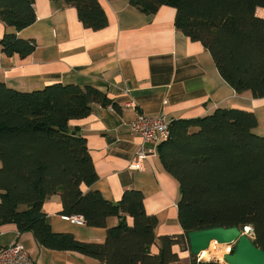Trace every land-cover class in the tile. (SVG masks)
<instances>
[{
    "label": "trees",
    "instance_id": "trees-1",
    "mask_svg": "<svg viewBox=\"0 0 264 264\" xmlns=\"http://www.w3.org/2000/svg\"><path fill=\"white\" fill-rule=\"evenodd\" d=\"M74 5L88 28L109 23L100 0H61ZM35 0H0V21L13 26L0 40L3 51L31 54L37 43L19 31L35 22ZM147 14L163 5L176 8V26L211 52L222 77L239 92L264 96V0H131ZM115 102L97 87L54 83L20 91L0 82V227L14 223L36 241L74 250L104 264H183L173 245L189 247L188 233L212 227L252 226L253 242L264 250V136L253 129L256 114L238 107L217 108L194 118L175 119L157 146L165 169L179 182L180 235H162L159 219L145 209L141 190L127 189L118 202L100 190H85L99 179L87 139L69 122L88 116L93 103ZM61 194L62 213L106 227L103 243L78 240L53 230L43 204ZM121 212L133 217L130 225ZM119 216L117 225L108 218ZM160 240L159 253L151 246ZM236 246L232 252L235 251ZM193 254V253H192ZM191 264H226L200 261Z\"/></svg>",
    "mask_w": 264,
    "mask_h": 264
},
{
    "label": "crops",
    "instance_id": "crops-1",
    "mask_svg": "<svg viewBox=\"0 0 264 264\" xmlns=\"http://www.w3.org/2000/svg\"><path fill=\"white\" fill-rule=\"evenodd\" d=\"M100 2L109 23L94 30L84 25L74 5L61 0H35V22L16 32L20 38L34 39L37 46L23 57L7 54L0 45V82L20 91L54 83L104 91L116 107L95 102L88 116L69 122L86 137L99 174L97 182L85 190L98 189L112 202H118L127 189L141 190L147 213L159 219L158 238L183 234L179 182L165 169L158 144L145 142L142 135L134 133L131 120L143 112L172 122L204 116L220 107H238L256 114L258 124L253 131L264 136V96L237 92L222 77L203 43L192 40L176 26L173 5H163L156 13L147 14L131 0ZM257 14L264 17V8H258ZM6 31L15 28L0 21V40ZM141 148L149 155L140 160L139 168H133L131 164ZM62 210L60 193L43 204L54 231L72 233L86 242L105 241L106 227L77 223ZM121 213L132 225L133 217ZM119 220V216L109 217L108 226L117 225ZM16 242L26 246L34 264H104L78 251L42 246L31 230L21 231L14 223L1 226L0 248ZM159 245L157 239L151 251L159 253ZM173 250L183 264H191L189 247L175 244Z\"/></svg>",
    "mask_w": 264,
    "mask_h": 264
},
{
    "label": "built area",
    "instance_id": "built-area-1",
    "mask_svg": "<svg viewBox=\"0 0 264 264\" xmlns=\"http://www.w3.org/2000/svg\"><path fill=\"white\" fill-rule=\"evenodd\" d=\"M170 124L171 121L165 119L164 117H152L143 112L138 113L131 120V128L134 133L142 135L145 142H150L153 144H159L160 142L168 139L170 135ZM149 150V152L153 151V149ZM148 155V151L146 152L144 148H141L136 157H134L131 167L139 168L140 160L144 159ZM66 217L71 218L72 221H75L77 223H83L84 221L82 217ZM245 228L251 229V233L249 235L253 237V227L245 226ZM213 244L221 245L222 243H219L216 240L212 241L209 250H211V246ZM223 245L226 246V249L222 254L224 258L226 254L232 252L233 248L236 246V243H225ZM196 256L198 262L203 261L204 258L201 254H198ZM0 264H34V261L29 255L26 246L23 243L16 242L0 248Z\"/></svg>",
    "mask_w": 264,
    "mask_h": 264
},
{
    "label": "water",
    "instance_id": "water-1",
    "mask_svg": "<svg viewBox=\"0 0 264 264\" xmlns=\"http://www.w3.org/2000/svg\"><path fill=\"white\" fill-rule=\"evenodd\" d=\"M246 229L232 226L190 231L188 233L190 250L198 255L207 250L214 240L222 244L235 242V251L224 257L226 264H264V250L255 245Z\"/></svg>",
    "mask_w": 264,
    "mask_h": 264
},
{
    "label": "rangeland",
    "instance_id": "rangeland-1",
    "mask_svg": "<svg viewBox=\"0 0 264 264\" xmlns=\"http://www.w3.org/2000/svg\"><path fill=\"white\" fill-rule=\"evenodd\" d=\"M209 249L210 248L207 249L209 253L207 254V256L203 257L204 258L203 260H205V261L215 260V261H220L221 263H226L227 262L225 258H222L223 257L222 254H223V252L226 249V246L225 245H223V244H221V245L213 244L211 246V250H209ZM214 255H216L217 258L216 257H213ZM196 258H197V256H196Z\"/></svg>",
    "mask_w": 264,
    "mask_h": 264
},
{
    "label": "bare ground",
    "instance_id": "bare-ground-1",
    "mask_svg": "<svg viewBox=\"0 0 264 264\" xmlns=\"http://www.w3.org/2000/svg\"><path fill=\"white\" fill-rule=\"evenodd\" d=\"M246 230H247V234L249 235L251 233V229L250 228H247ZM208 253H209L208 250H204V251L201 252V255H202V257H205V256H207ZM213 257H216L217 258L216 255H214Z\"/></svg>",
    "mask_w": 264,
    "mask_h": 264
}]
</instances>
